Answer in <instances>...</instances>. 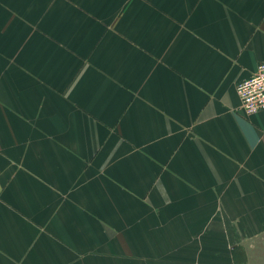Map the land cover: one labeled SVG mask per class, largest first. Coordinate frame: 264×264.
<instances>
[{"label":"crops","instance_id":"crops-1","mask_svg":"<svg viewBox=\"0 0 264 264\" xmlns=\"http://www.w3.org/2000/svg\"><path fill=\"white\" fill-rule=\"evenodd\" d=\"M264 0H0V264H264Z\"/></svg>","mask_w":264,"mask_h":264},{"label":"built area","instance_id":"built-area-1","mask_svg":"<svg viewBox=\"0 0 264 264\" xmlns=\"http://www.w3.org/2000/svg\"><path fill=\"white\" fill-rule=\"evenodd\" d=\"M241 106L247 115L264 112V62H261L252 76L237 85Z\"/></svg>","mask_w":264,"mask_h":264}]
</instances>
